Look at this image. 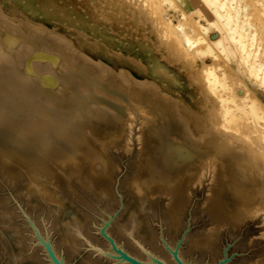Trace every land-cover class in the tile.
I'll list each match as a JSON object with an SVG mask.
<instances>
[{
  "label": "rangeland",
  "instance_id": "rangeland-1",
  "mask_svg": "<svg viewBox=\"0 0 264 264\" xmlns=\"http://www.w3.org/2000/svg\"><path fill=\"white\" fill-rule=\"evenodd\" d=\"M45 1L16 0V3L28 6L31 12L27 11V15L34 21L48 28L55 25L56 30L65 33L58 38L69 41L70 48L62 50V62L56 66L49 61L44 64V58L36 53L38 48L34 46L28 47L29 52L20 56L16 67L0 58V111L3 105L8 107L10 104L4 99L11 101L13 95L28 111L40 109L38 99L44 92L35 84H39L47 72L63 70L62 75L71 76L69 84L73 85L81 81L77 74L83 70L91 72L98 80L122 86L131 99H135L134 96L138 99L148 96L152 100L159 97L164 113L169 117L173 137L207 146L212 144L215 130L205 127L203 134L191 135L189 127L184 125L189 115L178 110L184 104L194 111L206 106L207 112L217 115L214 108L217 97L210 96L205 86L203 66L207 67L209 63L216 67L218 74L227 73L224 75L227 83L233 84L239 94L241 82L264 105V87L259 85L261 79L257 70L259 65L264 68V0H218L224 6L223 17L215 18L207 13L212 9L209 0L201 6L198 4L202 0H187L189 7L180 0H144L147 8L144 7L145 11L142 9V15L138 16H132L130 12L125 15L107 11L120 33L126 34L132 42L147 44L156 55L166 54L168 47L169 51H178L179 42L184 44L183 30L195 39L189 50L191 54H188L191 61L189 74L203 93V100L189 82L186 66L180 65V61L172 65L164 63L177 75L180 83H162L157 79L161 89L148 86L149 79L130 63H125L124 67L136 77L134 83H129L127 74H120L118 79L112 76L118 73L117 70L109 69L110 72L102 76L90 61L94 54H79V47L88 49L85 42L82 45L75 43L73 31L57 22L55 15H49L60 0H55L56 4L49 7L44 5ZM75 1L90 6L89 0H70ZM103 1L91 0L96 4ZM0 2L7 11L13 10L9 0ZM87 11L91 16L96 15L92 7ZM226 12L231 17L230 25L236 24L238 32L234 35L240 36V40L231 38L228 47H215L216 57H201L194 52L195 47L205 44L196 39L198 34L209 41L219 36V28L226 26ZM98 17V21L106 24L103 17ZM159 24L168 29L170 35L166 40L157 34ZM33 30L37 32V29ZM229 35L233 37L231 30ZM114 36L117 38L118 33ZM109 62L115 67L119 65L116 60ZM26 64L33 65L32 72L17 69ZM86 91L87 87L83 86L79 93ZM177 99L179 107L175 103ZM87 109L90 112L84 119L85 125L76 131V148L72 152L44 148V119L41 117L38 125H27L20 116L12 120L14 128L9 124L0 125L3 137V146H0V264H54L44 242L62 264H131L120 258L111 240L116 248L144 262L159 259L166 264H179L172 254L176 251L183 262L190 264H218L224 259L223 264H264L263 211L237 221L225 214L219 206L225 201L229 203L233 190L228 182L218 191V179L222 182L223 178L218 177L213 164L202 166L190 176L181 173L165 186L156 180L157 173L153 171L157 141L148 127L141 125V117L147 111L137 110L126 119H116L111 108L106 116H98L93 105H87ZM250 119L241 124L253 126L255 119ZM238 120L231 119L233 123ZM259 120L263 126L264 119ZM19 127L23 132L18 131ZM246 140L254 143L259 156L264 155L261 140L257 137ZM241 153L237 154L238 159L242 158ZM33 180L41 183V191L35 195L28 192ZM141 190L143 194H140ZM132 216L137 222L130 232ZM68 220H75L79 226L80 233L72 244L66 242L62 233V223Z\"/></svg>",
  "mask_w": 264,
  "mask_h": 264
},
{
  "label": "bare ground",
  "instance_id": "bare-ground-1",
  "mask_svg": "<svg viewBox=\"0 0 264 264\" xmlns=\"http://www.w3.org/2000/svg\"><path fill=\"white\" fill-rule=\"evenodd\" d=\"M180 1L183 5L189 7L186 2L187 0ZM202 1V3L198 1V5L201 6L208 0ZM209 1H211L212 9L207 10V13L211 18L217 16L223 17V4L218 0ZM9 2L14 6L12 11L4 9L0 2V47L4 45L3 51H0V58L16 67L20 63V56L23 55L24 52H29V50L27 51L28 47L34 46L38 48L35 49L38 50L36 53H39V56L44 58V64L49 61L56 66L58 62H62V50L69 49V45L71 44L69 41L60 40L58 37L66 34L56 30L55 25L52 28H48L43 23L31 19L27 15V11H31L25 4L24 7H26L24 8L18 5L16 0H9ZM45 2L44 5L46 4V7L56 4L55 0H46ZM88 4H90V6L86 7L77 1L70 2V0H60L58 6H55L53 11H49V15H55L57 22L59 21L63 26L73 31V40L75 43L78 42L79 45H82L83 42H85L88 49L86 50L79 47L81 49L79 54L81 56L94 54L90 61L93 62L96 70L102 76L110 72L109 69L115 72L117 70L118 73L116 72L112 76L118 79L121 77L120 74H127L130 76V79L128 78L129 83H134L136 77L130 73L131 71L128 72L124 67L125 63H130L134 69L145 74L146 78L149 79L147 85L152 88H160L157 79L162 83L177 85L180 83L177 75L164 63L172 65L174 62L180 61V65L186 66L185 74L189 82L197 89L200 98L203 100V93L199 91L196 85L197 82L192 81V77H190L189 74L191 71V61L188 58V56H190L188 54L190 53L189 50L191 45L195 43V39H192L185 30H183L185 33L183 37L184 44H180L179 42L180 47H178V51H169L168 47L166 54L160 53L156 55L151 53V49L147 44L132 42V40L127 38L126 34L120 33L119 30L113 26L110 15L107 13V11H110L112 13L119 12L127 15V13L130 12L132 16L142 15V9L145 11L148 5L144 3V0H141L140 3L138 1H134L133 3L131 0H104L100 4L92 3L91 0H89ZM149 6L148 8H151L153 5H151V7ZM90 7L95 11V16H91L87 11V8L90 9ZM98 15L107 21L106 24L101 20L98 21V19H100ZM224 17L226 26H221L219 28L220 35L218 33L219 36L216 38L209 41L198 34L196 39L203 40L205 44H200V46H198L199 44L195 45L198 46L197 48L194 46L195 53H198L201 57L203 55L216 57L215 47H228L227 42H229L231 38H238V40H240V36L234 35V33L236 34L238 32L236 24L231 26L229 23L231 19L230 14L226 12ZM138 19L139 17L137 20ZM139 22L141 21L139 20ZM159 26H157V34L166 40L170 35L167 32L168 29L162 27L160 24ZM166 27H168V25ZM33 29H37V32H34ZM230 30L233 32V37L229 35ZM115 33H118L117 38L114 36ZM16 43L19 44L15 47ZM73 54L78 56L76 53ZM110 60L118 61L119 65L116 67L111 65L109 62ZM27 61L28 63L30 62V60ZM208 65L207 67L203 66L206 73L205 86L210 96L215 95L217 97L215 100L216 106L214 107L216 108L217 115L209 111L207 112L205 110L206 106L202 107V110L194 111L191 108L189 110L186 104L179 107V99H177L175 103L179 107L178 111L185 112L189 115V119L184 121V125L186 124V126L189 127L191 135L196 136L197 134H203L202 130H205V127L215 130L211 145L208 144L205 146L206 144H197L196 141L188 142L174 138L169 117L164 113L160 103L162 99L159 97L152 100L148 96L140 97V99H138V96H134V98L138 100L131 99L129 93L126 92L122 86L118 87L112 83L98 80L91 72L83 70L77 74L80 76L81 81L73 85L69 84L72 77H64L62 75L63 70L60 72L59 70L47 72V74L44 75V79L39 84H35L39 86L37 89L44 92L39 95L41 98L38 99L40 109L28 111L29 109L24 108L18 99H16L18 97L14 95L11 97V101L4 99L6 103L10 104L8 107L2 106V111H0V125L9 124L14 128V121L12 120L17 116H20L27 125L28 123L30 126H32L31 124L38 125V120L41 117L44 119V148L53 150L65 149L72 152L76 148L74 145L76 131L78 129L80 130L85 125L86 121H84V119H87L90 112V110L87 109V105H93L94 112L98 116H106L107 110L111 111L112 109L115 113L113 116L116 119H126V116L133 114L137 110L147 111L141 117V125L143 127H148V130L157 141L156 144L158 148H156V160L153 164V171L157 173V181L166 186L171 181L175 180L174 178H177L181 173L190 176L199 168L201 169L202 166L213 164L218 170V177L221 176L220 179L223 178L222 182L218 179V191L228 182L230 190H233L232 199L229 200V203L225 201L224 204H220L216 201L217 204H220L219 207L223 208L222 210L225 214L236 221L248 214H255L258 211H263L264 214V155L259 156V154L255 152L254 143H250V139L257 137L258 140H261L264 144V125L261 126L262 124L259 120L264 119V105L259 97L251 94L246 85L241 84V82L238 84L241 85V88L238 89V91L241 92V94H239L236 89H233V84L227 83L228 80H226L224 76L227 73L224 74L222 71L221 74H218L213 64L212 66ZM17 69H24V71L32 72L33 65L26 64L23 68ZM257 70L260 73L261 79L259 85L264 87L262 83L264 81V68H261V65H259ZM83 86L87 87L88 91L84 94H80L79 92ZM97 90L100 93L97 92ZM164 94L170 96L166 91H164ZM172 104L174 105V103H171V105ZM106 107H108V109ZM102 118L106 119L107 117ZM233 118H239L240 120L233 123V120L231 121ZM248 118H251L250 120H258H256V122L253 120V126L252 124L247 126L241 124V122L246 123L244 120ZM254 122L256 124H254ZM260 127L263 130H261ZM247 129L250 130L246 131ZM18 131L21 133L23 129L19 127ZM257 133L259 134L258 136ZM2 139L3 137L0 133V146H3ZM246 139L250 141L248 142ZM239 152H242L241 159H238L237 156ZM258 171L261 175L257 174ZM226 172L227 175H225ZM45 173L46 169L44 168V175ZM185 180L186 179H184V181ZM29 185L28 192L32 195L41 191L40 182L33 180ZM139 192L143 194L142 190ZM136 222V220L134 222L133 216L130 217V232L134 229ZM77 223L75 220H68L62 223L63 237L66 242L70 244L75 242L78 236L77 234L80 233ZM138 224L139 223H137V225ZM74 227L76 229H74Z\"/></svg>",
  "mask_w": 264,
  "mask_h": 264
},
{
  "label": "water",
  "instance_id": "water-1",
  "mask_svg": "<svg viewBox=\"0 0 264 264\" xmlns=\"http://www.w3.org/2000/svg\"><path fill=\"white\" fill-rule=\"evenodd\" d=\"M101 231L104 233V229L102 228ZM111 244L113 245V248L116 250V252L119 254L120 258H122L123 260H127L129 261L131 264H166L164 263L162 260H159V259H153L149 262H144V261H141L139 259H136L135 257L127 254L126 252L122 251L121 249H118L116 248V246L114 245V242L111 240ZM44 246L46 247L47 251H48V254L51 258V261L54 263V264H62V262L60 260H58L56 258V256L54 255V253L51 251V248L50 246L48 245V243L44 242ZM175 260L179 263V264H190V263H185L183 262L176 251H173L172 252ZM225 261L224 260H220L218 262V264H223V262Z\"/></svg>",
  "mask_w": 264,
  "mask_h": 264
}]
</instances>
